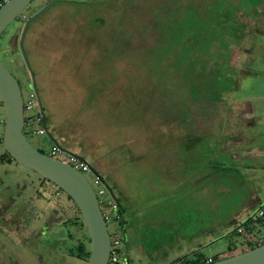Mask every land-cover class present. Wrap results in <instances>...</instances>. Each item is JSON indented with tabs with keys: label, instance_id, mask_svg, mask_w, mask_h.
<instances>
[{
	"label": "rangeland",
	"instance_id": "obj_1",
	"mask_svg": "<svg viewBox=\"0 0 264 264\" xmlns=\"http://www.w3.org/2000/svg\"><path fill=\"white\" fill-rule=\"evenodd\" d=\"M50 1H32L0 36V60L32 103L33 129L44 128L37 94L43 109L46 133L24 128L29 144L45 154L56 142L102 176L123 205L124 222L107 223L108 233L133 264L246 251L249 236L235 228L264 201L252 198L254 184L215 132L216 84L237 57L264 72V0H58L23 41L36 93L19 37ZM4 119L0 101V194L11 185L23 205L4 212L0 264H86L71 253L90 249L77 207L4 150ZM84 176L96 190L92 173ZM38 213L55 238L40 251L27 223Z\"/></svg>",
	"mask_w": 264,
	"mask_h": 264
},
{
	"label": "water",
	"instance_id": "obj_2",
	"mask_svg": "<svg viewBox=\"0 0 264 264\" xmlns=\"http://www.w3.org/2000/svg\"><path fill=\"white\" fill-rule=\"evenodd\" d=\"M34 0H6L0 6V36ZM58 0H52L32 14L23 24L19 37V48L29 71L34 90L37 93L34 73L31 71L23 41L29 24L47 11ZM37 100L42 124L46 130L43 109L39 96ZM0 101L5 108L2 145L17 162L35 171L56 185L77 207L90 241V255L86 264H107L110 254V235L104 222L95 193L87 179L70 165L51 158L34 149L23 133V98L17 79L0 60ZM56 143V142H55ZM83 159V158H81ZM93 172L96 173L94 169ZM210 264H264V244L251 250L220 259Z\"/></svg>",
	"mask_w": 264,
	"mask_h": 264
},
{
	"label": "crops",
	"instance_id": "obj_3",
	"mask_svg": "<svg viewBox=\"0 0 264 264\" xmlns=\"http://www.w3.org/2000/svg\"><path fill=\"white\" fill-rule=\"evenodd\" d=\"M6 1V0H3ZM235 64L221 79L222 85L216 84L215 126L216 134L221 137L229 159L254 184L252 198L264 201V72L262 67L255 68L243 58H234ZM220 89V93H219ZM229 167L225 166V169ZM123 217V205L120 200ZM264 203L244 214L245 220ZM127 250V248H126ZM243 252V251H241ZM127 254L131 264L133 259Z\"/></svg>",
	"mask_w": 264,
	"mask_h": 264
},
{
	"label": "built area",
	"instance_id": "obj_4",
	"mask_svg": "<svg viewBox=\"0 0 264 264\" xmlns=\"http://www.w3.org/2000/svg\"><path fill=\"white\" fill-rule=\"evenodd\" d=\"M31 107L32 103L30 101H26V99L23 100L24 128L27 131H30L32 135H43L46 133V130L44 128L33 129V121L26 117V113L31 109ZM45 155L51 158H54L56 155H63L65 156V160L60 161L70 165L83 176L86 172L92 173L96 190H94L90 183L89 184L95 193L99 207L100 204L106 207L105 210L100 208L105 224L107 225V223L116 222L119 223L122 221V212L117 197L112 192L111 188L106 184L102 176L98 172H93L90 165L84 159H81L79 156H76L73 153L65 151V149H63L57 143H52ZM98 196L102 199H98ZM235 231L238 234H247L249 236V242L246 244L247 250L249 247L255 248L264 244V209H257L253 214L243 220V222H241L235 228ZM213 262L214 259L212 257L205 259L206 264ZM107 264H131L127 251L125 250V246L123 245V241L117 236L112 237L110 235V254Z\"/></svg>",
	"mask_w": 264,
	"mask_h": 264
},
{
	"label": "flooded vegetation",
	"instance_id": "obj_5",
	"mask_svg": "<svg viewBox=\"0 0 264 264\" xmlns=\"http://www.w3.org/2000/svg\"><path fill=\"white\" fill-rule=\"evenodd\" d=\"M19 193H21V191L19 189H16V188L12 187L11 185H8L3 189V191L0 194V197H3L1 200V204H2L1 207L2 208L0 207V212L3 210V213L0 214V232L7 229L6 224L8 223V220L4 218V216H3L4 212L6 210L8 211L11 208L14 209L15 207H17V209H18V208L22 207V205H23L22 204L23 201H21L20 203L15 202V199H16L15 196L16 195L18 196ZM39 214L40 213H38V215L34 214L33 220H30L27 222L29 227H30V229L28 228L29 233H31L32 231L35 232L34 236H33V240H35L34 241V243H35L34 247L38 251H40L43 248V246L41 245L42 241H44L45 243H51V242L55 241V238L51 234H49V232H48V226L49 225L47 224V222L45 221L43 224L40 222L41 220H40V218H38ZM31 225L33 228L31 227ZM35 225H37V226L39 225V226H38V228H35V230H34ZM0 248L2 249V246H0Z\"/></svg>",
	"mask_w": 264,
	"mask_h": 264
},
{
	"label": "trees",
	"instance_id": "obj_6",
	"mask_svg": "<svg viewBox=\"0 0 264 264\" xmlns=\"http://www.w3.org/2000/svg\"><path fill=\"white\" fill-rule=\"evenodd\" d=\"M3 4H4V1H3V0H0V6L3 5ZM23 15H24V13L22 12L18 18H22ZM225 170H226V169H225ZM253 248H254V247H249L248 250H251V249H253ZM243 252H244V251H243ZM71 253H74V255H75L77 258L85 259L86 262H87V260H88V258H89V255H90V249L86 250L83 246H80V247H78V248L75 250V252H74V250H72ZM219 260H220V259H219ZM216 261H218V260H216ZM214 262H215V260H214ZM193 264H206V263H205V260H203V261L197 260V261H195Z\"/></svg>",
	"mask_w": 264,
	"mask_h": 264
}]
</instances>
